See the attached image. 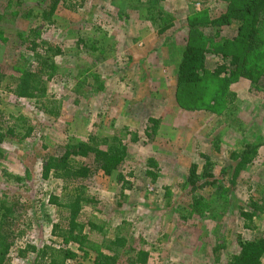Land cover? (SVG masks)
Segmentation results:
<instances>
[{
  "label": "rangeland",
  "instance_id": "374dc122",
  "mask_svg": "<svg viewBox=\"0 0 264 264\" xmlns=\"http://www.w3.org/2000/svg\"><path fill=\"white\" fill-rule=\"evenodd\" d=\"M31 1L0 0L5 39L0 41V66L12 73L9 62L26 47L19 34L29 29H36L62 54L51 61L52 77L44 81L47 96L41 100L16 97L5 87L6 78L0 81L2 131L12 124L19 132L18 137L7 136L0 143V196L14 197L22 205L13 226L17 240L8 254L9 263L36 264L32 251L22 257L19 249L52 242L70 250L69 264H100L95 253L51 235L52 225L66 220V211L51 203L50 195L64 203L72 187L60 178L41 175L45 154L65 143L84 141L90 134L98 139L117 136L127 146L124 162L116 170L100 173L84 186L94 202L84 206L82 221L103 226L102 234L91 236L100 241L102 252L113 254L115 236L126 237L115 264H134V254L146 248L152 264L169 263L168 248L157 239L163 237L158 235L166 222L175 224L167 220L172 213L197 215L200 219L193 223L205 228L201 243L190 247L196 257L189 264H226L238 250V241L264 236V212L253 216L252 229L244 227L241 215L243 210L251 211L250 201L264 193V62L262 68L260 63L255 66L250 78L240 77L230 84L236 96L229 109L225 103L222 111L186 110L175 99L176 73L162 65L165 59L177 61L174 42L184 43L187 17L203 8L200 0H159L158 7L170 15L172 23L162 34L143 19L144 9L136 12L125 7L131 3L127 0H59L52 24L31 15ZM226 6L225 0L204 2L212 16ZM236 26L233 20L230 28ZM225 32L229 34L227 27ZM80 35L107 46V58L96 62L93 54L74 55ZM218 60L217 53H209L206 66L213 68ZM80 83L85 85L76 89ZM52 106L57 115L48 112ZM149 118L160 119L154 136ZM134 133L136 140H132ZM253 146L256 156L249 160L244 153ZM15 175L21 180H15ZM192 195L197 197L195 202ZM190 199L197 205L192 214L184 207ZM210 227L217 236H206ZM211 236L210 244L217 241L218 260L214 248L202 242Z\"/></svg>",
  "mask_w": 264,
  "mask_h": 264
},
{
  "label": "trees",
  "instance_id": "16d2710c",
  "mask_svg": "<svg viewBox=\"0 0 264 264\" xmlns=\"http://www.w3.org/2000/svg\"><path fill=\"white\" fill-rule=\"evenodd\" d=\"M32 1L31 15L39 16L42 21L49 24L55 22L54 14L59 0ZM200 1L203 8L187 17V32L183 45H174L178 60L175 99L179 106L186 110L206 109L215 112L220 109L222 111L225 109V103H228L226 109H229L236 96L233 91H229L230 84L240 77L250 78V73L256 71L255 66L258 63L262 68L264 0H225L226 8L222 13L214 16L209 14V7H204V2L207 0ZM126 2L131 3L125 4V7L135 8L136 12L144 9L143 19L149 21L158 34L165 33L171 28V17L163 8L158 7L159 0H127ZM233 20L237 21L236 28H230ZM226 27L229 29V34L225 32ZM19 38L26 47L9 62L12 68L11 74L4 72L5 67L0 66V81L1 78H6L5 87L16 97L41 100L47 96L44 81L52 77L51 61L56 55L62 54V50L57 45L51 46L44 41L36 29H29L28 33L19 34ZM0 41H5L1 28ZM74 43L73 54L76 56L78 52L79 55L83 52L93 54L96 62L107 58V46L97 44V40L80 35L76 37ZM209 53H217L220 56V60L213 68L207 67L205 63ZM261 74L264 76V71ZM84 85L80 83L76 89ZM48 112L55 115L59 113L55 110V106H52ZM149 122L152 125H148V128L153 135L158 120L149 118ZM5 126L6 130L2 131L3 126L0 121V143L7 136L11 138L19 136L14 125ZM136 139L134 133L132 140ZM255 149L256 146L251 147L244 155L250 156V160L252 156H256ZM126 150V144L117 136L98 139L96 135L90 134L84 141L65 143L56 152L42 157V178L46 179L49 176L60 178L65 185L72 187V192L64 203H58L55 196L50 195L49 201L66 211V220L54 223L51 235L76 242L85 250L95 253L96 260L100 264H115L117 253L124 246L126 237L118 234L115 236L111 242L115 248L110 249L113 254L102 252L100 241L91 236L93 232L102 234L103 226L93 220L82 221L84 206L92 205L94 202L92 197L84 193V186L94 176L100 173L109 175L116 170L124 162ZM243 163L244 159L238 162L239 165ZM206 168L207 166L204 168V174ZM148 173L154 174L152 171ZM13 178L17 181L21 180L17 175ZM191 197L195 202L194 199L197 197L193 195ZM12 198L9 199L5 194L0 196V264H10L8 254L17 240L13 226L22 214L21 203L18 199ZM192 201L190 199V202L184 206L185 211L189 209V214H192L197 206ZM248 205L251 211L243 210L241 215L244 219V227L252 229L255 227L252 222L253 216L264 212V193L260 198H253ZM210 209L213 211L212 207ZM85 226H88V229L84 232ZM28 251L34 254L36 264H69L66 259L71 253L70 250L56 247L49 242L42 243L39 247L28 245L25 249H19L18 255L25 257ZM214 253L218 258L219 253L215 248ZM146 258L147 252L140 250L134 254L133 262L145 264ZM226 264H264V236L238 241V250L229 255Z\"/></svg>",
  "mask_w": 264,
  "mask_h": 264
},
{
  "label": "crops",
  "instance_id": "0c3cea01",
  "mask_svg": "<svg viewBox=\"0 0 264 264\" xmlns=\"http://www.w3.org/2000/svg\"><path fill=\"white\" fill-rule=\"evenodd\" d=\"M174 43L176 45H178L177 42H174ZM169 55L173 56L172 51L170 52V50H169ZM177 62H178V60L167 62V60L165 59V63H163L162 68L168 69L167 72H169V69H170L176 73L177 72L176 71L177 70ZM170 63L172 65H169ZM167 76L170 77L169 75H167ZM175 76H176V74H175ZM170 79L175 84V79L173 80L172 77ZM229 90L232 91V89H229ZM124 105L128 106V104H123L122 106H124ZM166 106H169V105H166ZM162 122H163V120L161 121V123ZM159 124H160V119L158 120V125ZM157 133H158V130L156 129V132L153 134V136L156 135ZM168 216L169 217H167V220L168 221L169 220L175 221V224L173 222H170V224H167V222H166L167 226L165 228H162V229L160 228V231H159L160 233L158 235L159 237H161V236H163V237L157 239V241H159L161 243L162 247L168 248L167 251H168L169 256L167 257L166 262H169L167 264H189L196 257V255H194V250H191V248L193 249L195 245H199L201 243L202 233L205 232V230H204L205 228H200V224H198V222H197V224L193 223V221H197L198 219H200L197 215H194V214L192 216H190V215L182 214V213H172L171 214L172 218L170 217V215H168ZM188 216H190V217H188ZM176 221H181V223L176 222ZM165 231L170 232V233L168 235H165L164 234ZM216 234H217V232L215 231L214 228L211 229V227H210L209 229H207V235L206 236H210V235L217 236ZM212 239H214V237H212V236H211V238L210 237H208V238L203 237L204 241H202V242H204L203 243L204 246L208 247V249L215 248L217 245L216 239H215L216 243L213 242L212 244H210V242L214 241ZM146 250L149 251L147 248H146ZM206 254H208V253H206ZM147 255H148V261L145 263L146 264H152L154 261L151 260V259H153L151 252L150 251H149V253L147 252ZM149 259L151 261H149ZM215 260H218V258L215 257ZM212 261H214V260H212Z\"/></svg>",
  "mask_w": 264,
  "mask_h": 264
}]
</instances>
